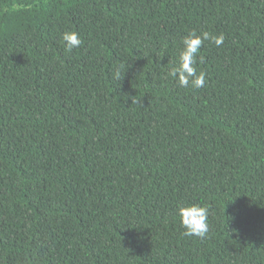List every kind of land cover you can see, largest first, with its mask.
Segmentation results:
<instances>
[{"label": "trees", "instance_id": "16d2710c", "mask_svg": "<svg viewBox=\"0 0 264 264\" xmlns=\"http://www.w3.org/2000/svg\"><path fill=\"white\" fill-rule=\"evenodd\" d=\"M0 264H264V0H0Z\"/></svg>", "mask_w": 264, "mask_h": 264}, {"label": "clouds", "instance_id": "9594fccd", "mask_svg": "<svg viewBox=\"0 0 264 264\" xmlns=\"http://www.w3.org/2000/svg\"><path fill=\"white\" fill-rule=\"evenodd\" d=\"M60 40L66 52H71L73 49L79 48L82 44V40L78 34L70 30L62 32L60 34ZM204 41H210L219 47L224 42V36L223 34L212 35L207 31L198 35L193 31L182 37V47L179 49L178 55L167 71V76L173 78L180 87L196 89L204 86L205 74L203 72L197 73L196 68L197 55ZM114 77L120 79V68L114 72ZM175 215L178 218L180 227L183 229L182 234L184 236L196 237L201 240L207 238L209 233V210L206 206L178 203L175 208Z\"/></svg>", "mask_w": 264, "mask_h": 264}]
</instances>
